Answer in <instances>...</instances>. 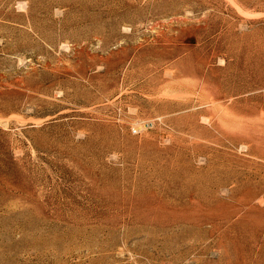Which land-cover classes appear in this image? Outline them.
Returning <instances> with one entry per match:
<instances>
[{"label":"rangeland","instance_id":"1","mask_svg":"<svg viewBox=\"0 0 264 264\" xmlns=\"http://www.w3.org/2000/svg\"><path fill=\"white\" fill-rule=\"evenodd\" d=\"M0 264H264V0H0Z\"/></svg>","mask_w":264,"mask_h":264},{"label":"built area","instance_id":"2","mask_svg":"<svg viewBox=\"0 0 264 264\" xmlns=\"http://www.w3.org/2000/svg\"><path fill=\"white\" fill-rule=\"evenodd\" d=\"M132 132H133V133H136V130L133 129Z\"/></svg>","mask_w":264,"mask_h":264}]
</instances>
